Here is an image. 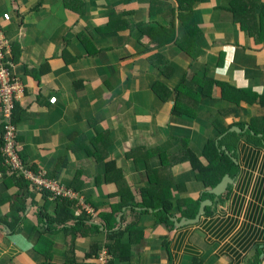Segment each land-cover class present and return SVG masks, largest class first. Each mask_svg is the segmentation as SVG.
I'll return each instance as SVG.
<instances>
[{
	"label": "crops",
	"instance_id": "1",
	"mask_svg": "<svg viewBox=\"0 0 264 264\" xmlns=\"http://www.w3.org/2000/svg\"><path fill=\"white\" fill-rule=\"evenodd\" d=\"M230 2L0 0L25 85L18 151L87 203L50 229L42 210L55 215L57 200L0 178V264H97L110 246L111 264H264V144L245 135L252 126L264 139V37L243 32ZM232 127L243 132L220 143ZM2 135L0 115V145ZM214 149L236 170L203 198L212 187L188 154L206 167ZM150 195L169 197L177 220L211 204L199 222L168 227L143 203Z\"/></svg>",
	"mask_w": 264,
	"mask_h": 264
},
{
	"label": "trees",
	"instance_id": "2",
	"mask_svg": "<svg viewBox=\"0 0 264 264\" xmlns=\"http://www.w3.org/2000/svg\"><path fill=\"white\" fill-rule=\"evenodd\" d=\"M255 1L256 2L254 3H247V2H244L243 0H231L230 9L233 14L234 21L240 25V28L243 31H246L249 29L252 34L255 33V35L257 36L264 37V9L261 10L259 14L256 11L258 7L260 6L264 7V1L263 0H255ZM7 58H10L13 64L11 66L8 65L7 67L10 68L11 71H13L15 62H14L13 55H12V49H11V54L7 55ZM232 90L236 93L240 92L238 90H234V89ZM24 92H25V85H24ZM16 103L17 102H15V108H16ZM13 120L15 122L14 115H13ZM262 124L264 127V119H263ZM257 134H258V131L253 129L252 126H251V129L245 133L247 137H251L259 145L264 144V139L259 138ZM231 136L234 137V136H237V134L235 132H228L226 136L223 137V139L220 141V143L226 138H229ZM227 148L231 149L233 148V146L227 145ZM217 151L218 149H214L213 156H209L207 152L204 153L205 157L208 160V165L206 167H202L200 165L198 158L192 152L188 154V159L192 164V168L195 171H197V174H198L197 178L200 179V181H202V183L205 186L213 187L217 185L221 177L224 174L229 173L231 175L236 170V166L234 162L232 161L231 157L228 156V154L226 153L225 155L223 152H220V154H218ZM5 172L6 170L4 171V173ZM4 179L10 182L14 181L16 184L20 183L22 187L24 188L25 187L28 188L30 185L29 182H25L22 179L17 178L16 176H10L7 174V172L4 176ZM74 189L78 191L76 188ZM203 196H204L203 198H205L206 196H213V194L205 193ZM78 202H81V201L79 199L70 200L69 198H66V197H60L57 199V208L55 210L56 212L55 215H54V212L43 209L42 212L45 213L44 217H46V220H48L49 228L54 229V226L67 225L71 220H75V214L72 212V207L74 205L76 206V203ZM125 202L126 200H124L122 203H125ZM143 203L156 210L155 215L159 223H164L168 227L174 226V222L171 220L173 202L169 199V197L168 198L164 197L154 202L152 195H150L149 197H145V201H143ZM15 204L17 206L15 207V209H13L14 212L9 213V216L12 217L13 222H18L19 220L22 219L21 212L26 210V203L20 202L19 200L15 202ZM84 205L87 206V203H84ZM195 206H196V209L194 210ZM199 207H200V199L192 203L191 211H186L185 215L189 218H194L199 210ZM120 208L121 206L119 205L118 209ZM82 210L85 211V209H82ZM116 211L117 209L115 208L113 210V213H111L114 217L113 218L114 221H115L114 213ZM85 224H86V218L80 217L78 225L82 226ZM109 226H112V224L109 223ZM119 233H122V231H120ZM104 248H107V247H104ZM102 249H100L99 252L97 253V257L99 256ZM108 250H109V253L112 255V253L114 252L113 251L114 249H112V247L110 246L108 247ZM44 264H53V263L47 262ZM68 264H76V263H68Z\"/></svg>",
	"mask_w": 264,
	"mask_h": 264
},
{
	"label": "built area",
	"instance_id": "3",
	"mask_svg": "<svg viewBox=\"0 0 264 264\" xmlns=\"http://www.w3.org/2000/svg\"><path fill=\"white\" fill-rule=\"evenodd\" d=\"M11 49V44L0 25V115L3 121L0 153L3 166L8 175L29 182L35 190L47 194L52 200L66 197L70 200L79 199L84 204L86 202L80 192L53 179L46 170H36L26 164L18 151V126L13 120V115L15 102H18L24 93V85L7 67L13 65L12 60L7 58ZM2 177L3 173L0 172V178ZM112 259L108 248H103L97 257V264H111Z\"/></svg>",
	"mask_w": 264,
	"mask_h": 264
},
{
	"label": "water",
	"instance_id": "4",
	"mask_svg": "<svg viewBox=\"0 0 264 264\" xmlns=\"http://www.w3.org/2000/svg\"><path fill=\"white\" fill-rule=\"evenodd\" d=\"M231 131H234L236 133L243 132V130H241L240 128H236V127L230 128V132ZM232 160L235 162V160L233 158H232ZM230 184H232V178L228 174H226V175L223 176L221 181L217 185H215L212 188H210L208 190V192L212 193V194H215V195H219V194L223 193L226 190L227 186L230 185ZM209 204H211V200L210 199H204V200L200 201V207H199L198 213H197V215L194 218H185V217H183L180 220H177L176 217H171V218L174 221L176 226H181V225H184V224L197 223L200 220V215L204 213V207L206 205H209Z\"/></svg>",
	"mask_w": 264,
	"mask_h": 264
},
{
	"label": "clouds",
	"instance_id": "5",
	"mask_svg": "<svg viewBox=\"0 0 264 264\" xmlns=\"http://www.w3.org/2000/svg\"><path fill=\"white\" fill-rule=\"evenodd\" d=\"M1 173H3V177H2V178H4V176H5L6 172L4 173V171H3V172H1ZM29 184H30V183H29ZM30 185H31V184H30ZM27 247H28V248H31V247H32V245H31V244H28V245H27Z\"/></svg>",
	"mask_w": 264,
	"mask_h": 264
},
{
	"label": "rangeland",
	"instance_id": "6",
	"mask_svg": "<svg viewBox=\"0 0 264 264\" xmlns=\"http://www.w3.org/2000/svg\"><path fill=\"white\" fill-rule=\"evenodd\" d=\"M247 32H249L250 33V30L248 29V30H246ZM243 32H245V31H243ZM198 175V174H197Z\"/></svg>",
	"mask_w": 264,
	"mask_h": 264
}]
</instances>
